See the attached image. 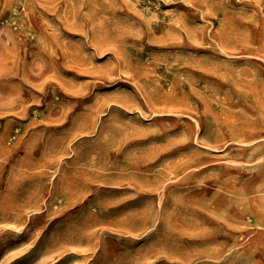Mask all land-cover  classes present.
<instances>
[{"label":"rangeland","instance_id":"1","mask_svg":"<svg viewBox=\"0 0 264 264\" xmlns=\"http://www.w3.org/2000/svg\"><path fill=\"white\" fill-rule=\"evenodd\" d=\"M0 264H264V0H0Z\"/></svg>","mask_w":264,"mask_h":264},{"label":"built area","instance_id":"2","mask_svg":"<svg viewBox=\"0 0 264 264\" xmlns=\"http://www.w3.org/2000/svg\"><path fill=\"white\" fill-rule=\"evenodd\" d=\"M18 11H19L18 9H15V10H14V14H17ZM6 22H8V20H3V21H2L3 24L6 23ZM14 137H15V136H14Z\"/></svg>","mask_w":264,"mask_h":264}]
</instances>
